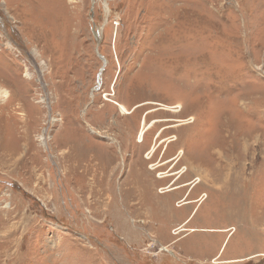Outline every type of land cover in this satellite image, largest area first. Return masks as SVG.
<instances>
[{"label":"rangeland","instance_id":"rangeland-1","mask_svg":"<svg viewBox=\"0 0 264 264\" xmlns=\"http://www.w3.org/2000/svg\"><path fill=\"white\" fill-rule=\"evenodd\" d=\"M263 254L264 0H0V264Z\"/></svg>","mask_w":264,"mask_h":264},{"label":"crops","instance_id":"crops-1","mask_svg":"<svg viewBox=\"0 0 264 264\" xmlns=\"http://www.w3.org/2000/svg\"><path fill=\"white\" fill-rule=\"evenodd\" d=\"M159 212H160V211H159ZM192 216H193V215H192ZM186 220H187V219H186ZM186 220H185V221H186ZM185 223H186V222H185ZM228 231H229V230H228ZM224 232H227V230H224ZM230 234H231V233H230ZM232 234L234 235V233H232ZM232 234H231V235H232ZM227 238H228V237H227ZM263 256H264V254H263ZM234 261H237V260H234ZM234 261H233V262H234Z\"/></svg>","mask_w":264,"mask_h":264},{"label":"bare ground","instance_id":"bare-ground-1","mask_svg":"<svg viewBox=\"0 0 264 264\" xmlns=\"http://www.w3.org/2000/svg\"><path fill=\"white\" fill-rule=\"evenodd\" d=\"M43 141H44V139H43Z\"/></svg>","mask_w":264,"mask_h":264}]
</instances>
